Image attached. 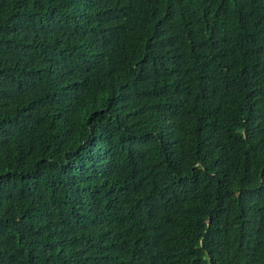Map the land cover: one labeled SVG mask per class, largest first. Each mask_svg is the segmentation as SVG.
Wrapping results in <instances>:
<instances>
[{
  "label": "trees",
  "instance_id": "obj_1",
  "mask_svg": "<svg viewBox=\"0 0 264 264\" xmlns=\"http://www.w3.org/2000/svg\"><path fill=\"white\" fill-rule=\"evenodd\" d=\"M0 264H264V0H0Z\"/></svg>",
  "mask_w": 264,
  "mask_h": 264
}]
</instances>
